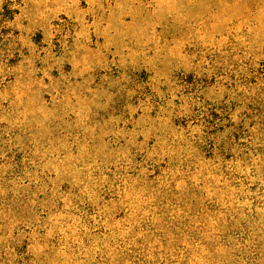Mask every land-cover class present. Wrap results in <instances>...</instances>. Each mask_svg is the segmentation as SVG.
Returning a JSON list of instances; mask_svg holds the SVG:
<instances>
[{"label":"rangeland","instance_id":"1","mask_svg":"<svg viewBox=\"0 0 264 264\" xmlns=\"http://www.w3.org/2000/svg\"><path fill=\"white\" fill-rule=\"evenodd\" d=\"M0 264H264V0H0Z\"/></svg>","mask_w":264,"mask_h":264}]
</instances>
